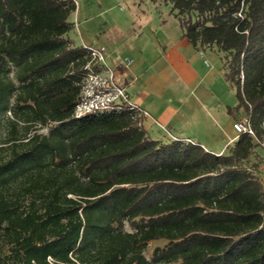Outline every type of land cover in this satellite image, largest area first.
<instances>
[{
  "label": "trees",
  "instance_id": "obj_1",
  "mask_svg": "<svg viewBox=\"0 0 264 264\" xmlns=\"http://www.w3.org/2000/svg\"><path fill=\"white\" fill-rule=\"evenodd\" d=\"M161 1L196 50L224 54L255 136L216 155L153 140L129 112L75 119V0H0V264H264L261 162L247 165L264 146V0Z\"/></svg>",
  "mask_w": 264,
  "mask_h": 264
},
{
  "label": "rangeland",
  "instance_id": "obj_2",
  "mask_svg": "<svg viewBox=\"0 0 264 264\" xmlns=\"http://www.w3.org/2000/svg\"><path fill=\"white\" fill-rule=\"evenodd\" d=\"M75 2L77 11L70 20L73 24L68 35L70 42L76 47H106L108 63L113 68L112 58L132 59V63L137 60L135 65L141 74L131 91L144 99L156 120L171 119L174 124L169 127L172 131L163 125L146 126L149 138L161 143L177 138L185 144L190 139L194 144L215 150L223 139L220 129L237 136L229 129L231 121L244 118L246 113L237 107L236 89L226 79L224 54L215 46L194 53L192 46L182 40V29L170 5L161 0ZM131 31L141 39L130 36ZM111 36L118 39V43L114 42L116 49L109 39ZM165 52L170 61L163 56ZM0 125H9L6 118L1 119ZM40 132L48 133V127ZM4 134V128L0 127V138ZM256 161L261 162L258 173L264 183V146L257 148L247 165L251 167ZM125 229L132 231L129 225ZM166 243L151 242L146 257L150 259L154 249Z\"/></svg>",
  "mask_w": 264,
  "mask_h": 264
},
{
  "label": "built area",
  "instance_id": "obj_3",
  "mask_svg": "<svg viewBox=\"0 0 264 264\" xmlns=\"http://www.w3.org/2000/svg\"><path fill=\"white\" fill-rule=\"evenodd\" d=\"M89 60L82 69L81 92L75 107L74 118L83 119L101 114H121L129 112L143 128V120L149 113L137 105L128 92L125 81L119 78L116 68L108 63L107 48L84 45ZM126 66L132 59L125 61ZM237 136H255L249 116L237 120L233 125Z\"/></svg>",
  "mask_w": 264,
  "mask_h": 264
},
{
  "label": "crops",
  "instance_id": "obj_4",
  "mask_svg": "<svg viewBox=\"0 0 264 264\" xmlns=\"http://www.w3.org/2000/svg\"><path fill=\"white\" fill-rule=\"evenodd\" d=\"M174 17V16H173ZM175 18V17H174ZM177 19V18H176ZM168 22V21H165V23ZM182 34H183V31H182ZM130 36H136V32L135 31H131L130 32ZM137 37V36H136ZM139 40L141 39V36L140 37H137ZM110 41H112V45H113V48L116 49V44L118 43V39H116V37L114 36H111L110 38ZM182 40H184L187 44H190V42L187 40V38L183 37ZM114 42H117L116 44ZM191 45V44H190ZM192 46V45H191ZM191 50L194 52V53H198L197 50L192 46L190 47ZM118 50V48H117ZM121 50V48L119 49ZM138 50V54H140V57H141V50H139V48H137ZM108 51V50H107ZM167 51V50H166ZM165 56V59L167 61H170V56L169 54H166V52L164 53ZM112 63H113V66L114 68L117 69L118 71V74H119V78L122 80V81H125L126 85H127V88H128V92L129 94L131 95V98L133 99V101L139 105L142 109H144L145 111H147L149 113V117L145 118L143 120V129L145 131H147L146 129V126L150 127V126H154V125H163L162 127H167L169 128L170 125H172L173 123L168 119L167 121L165 120H162V119H158L156 120L155 116H153L152 112L146 107L145 105V102H144V99L141 98V96H139L138 94H135L134 91H131L132 89V85L133 83H135L136 81V77H140V74H141V71L137 70V63L135 65V61L137 60H134L133 61V65H129V66H126V63L125 61H121L119 59H116V58H112L111 59ZM180 80H181V77H179ZM237 106H238V103H237ZM236 121H231L232 125H234ZM174 125V124H173ZM228 125V124H227ZM230 125L229 129L232 131L234 130L233 126ZM169 130H171V128H169ZM172 131V130H171ZM233 132V131H232ZM220 133L222 135V142L220 144H218L219 146L215 149V150H212V149H209L208 147H204L203 145H201L202 147L205 148L206 151L210 152V153H213V154H216V155H221V154H224L228 151V148L230 146H232V142L234 143L237 139L238 136L236 135H231V134H227L226 131H222L220 129ZM221 138V137H220ZM177 141H181L179 139H175ZM232 141V142H231ZM182 142H185V141H182ZM186 142L190 143V139L189 140H186ZM193 143V142H191ZM262 167V166H261Z\"/></svg>",
  "mask_w": 264,
  "mask_h": 264
}]
</instances>
